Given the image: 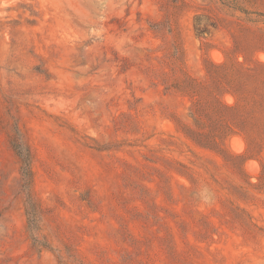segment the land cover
Returning a JSON list of instances; mask_svg holds the SVG:
<instances>
[{"label":"rangeland","instance_id":"1","mask_svg":"<svg viewBox=\"0 0 264 264\" xmlns=\"http://www.w3.org/2000/svg\"><path fill=\"white\" fill-rule=\"evenodd\" d=\"M0 264H264V0H0Z\"/></svg>","mask_w":264,"mask_h":264},{"label":"trees","instance_id":"2","mask_svg":"<svg viewBox=\"0 0 264 264\" xmlns=\"http://www.w3.org/2000/svg\"><path fill=\"white\" fill-rule=\"evenodd\" d=\"M244 134L243 132H241ZM19 136L20 132L16 130ZM246 140L245 135H243ZM248 137V136H247ZM12 149L20 160V174H21V190L25 194V214L27 217V227L31 234L32 245L36 247H49L45 240L38 238L35 234L39 229V221L42 216V209L39 202L31 193L32 184V170H31V151L29 146L19 137L17 140H12Z\"/></svg>","mask_w":264,"mask_h":264}]
</instances>
